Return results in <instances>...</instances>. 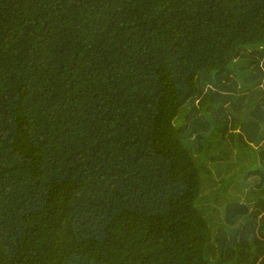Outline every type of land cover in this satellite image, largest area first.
Returning <instances> with one entry per match:
<instances>
[{
    "label": "trees",
    "instance_id": "obj_1",
    "mask_svg": "<svg viewBox=\"0 0 264 264\" xmlns=\"http://www.w3.org/2000/svg\"><path fill=\"white\" fill-rule=\"evenodd\" d=\"M0 264H264V0H0Z\"/></svg>",
    "mask_w": 264,
    "mask_h": 264
}]
</instances>
